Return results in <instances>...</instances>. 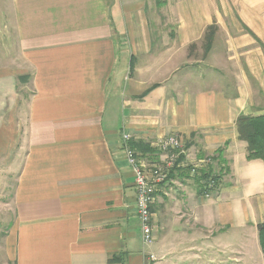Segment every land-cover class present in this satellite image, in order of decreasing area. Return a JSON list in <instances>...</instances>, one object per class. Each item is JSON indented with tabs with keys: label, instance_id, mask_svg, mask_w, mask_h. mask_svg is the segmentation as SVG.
Wrapping results in <instances>:
<instances>
[{
	"label": "crops",
	"instance_id": "0c3cea01",
	"mask_svg": "<svg viewBox=\"0 0 264 264\" xmlns=\"http://www.w3.org/2000/svg\"><path fill=\"white\" fill-rule=\"evenodd\" d=\"M155 1L8 0L17 56L0 66V163L13 150L8 171L21 165L5 264H264V163L236 129L264 115V0ZM157 10L173 24L152 40ZM124 135L150 164L169 136L188 164L226 163L208 199L185 172L160 187L149 245Z\"/></svg>",
	"mask_w": 264,
	"mask_h": 264
},
{
	"label": "built area",
	"instance_id": "2783aa9c",
	"mask_svg": "<svg viewBox=\"0 0 264 264\" xmlns=\"http://www.w3.org/2000/svg\"><path fill=\"white\" fill-rule=\"evenodd\" d=\"M152 148L161 159L156 164L141 160L140 156L130 147V136H123V153L133 174V185L136 192V215L143 244L152 243V213L151 205L160 187L168 181L169 175L175 169H188L190 177L200 176L212 164L209 157L200 159L193 164L185 160L183 141L176 136H169L152 144ZM202 198L208 199L216 190L215 183L209 177L201 180ZM155 260L153 255L148 257L149 262Z\"/></svg>",
	"mask_w": 264,
	"mask_h": 264
},
{
	"label": "rangeland",
	"instance_id": "374dc122",
	"mask_svg": "<svg viewBox=\"0 0 264 264\" xmlns=\"http://www.w3.org/2000/svg\"><path fill=\"white\" fill-rule=\"evenodd\" d=\"M156 6V5H155ZM161 6V5H160ZM159 6V7H160ZM162 19L158 17L157 14H159L158 10L156 11L155 15L153 17H150V23H151V29H153V26L156 30V33L151 34V39L153 40L154 37H160L158 35V31L161 32L164 28L172 26L173 22L168 18L164 17V11H162ZM9 3L8 0H0V66H8L9 59H14L15 56H17V52L15 50L13 36L11 37L9 33ZM172 22V23H171ZM159 24V25H158ZM14 48V50H13ZM19 88H22L19 84ZM25 91H22L24 93ZM21 132H19L20 137ZM17 149L21 147L22 142L19 141ZM185 147V146H184ZM14 152L12 150L11 154L8 153L6 156L4 155L1 159L0 163V245L1 241L5 235V232L7 230V225L9 222L13 219V212L10 208V201H11V195L14 188V181H15V175L17 174V168L20 167V163L12 168V170L8 171V166L11 165L10 159L14 158ZM6 157V158H5ZM3 159L5 162L3 163ZM252 239V236L249 237V240ZM244 244V243H243ZM253 249V244L249 242L246 249L249 248ZM251 250V249H249ZM251 264L253 263V255L251 258H248L246 260H243V263ZM0 264H5L2 261L1 255H0ZM11 264V263H8ZM152 264V262L148 263Z\"/></svg>",
	"mask_w": 264,
	"mask_h": 264
},
{
	"label": "trees",
	"instance_id": "16d2710c",
	"mask_svg": "<svg viewBox=\"0 0 264 264\" xmlns=\"http://www.w3.org/2000/svg\"><path fill=\"white\" fill-rule=\"evenodd\" d=\"M156 7H159L161 3L158 0L155 1ZM213 28L210 27L207 29L204 41H205V52L208 51L209 46L211 44L212 35H213ZM236 129L239 140H242L246 143V159L250 160H261L264 163V115L258 117H250V116H239L236 120ZM130 147L134 150L137 154L139 153H152L147 145L144 144H134L130 143ZM221 150L217 151L219 155ZM142 154V155H143ZM220 156V155H219ZM210 158V157H209ZM212 160V158H210ZM218 164L221 166L220 171L218 173H213L212 170L209 168L206 171H202L200 176L192 177L195 181L197 186L198 194L201 195L203 190L200 184L201 180H206L207 178H211L212 181L215 183V189L219 185V181L223 171H226L225 162L218 158ZM224 166V167H223ZM176 172H185L188 176V169H175L169 175L168 180L172 177V175ZM258 231V242L263 254V263H264V219L261 224L257 226Z\"/></svg>",
	"mask_w": 264,
	"mask_h": 264
}]
</instances>
